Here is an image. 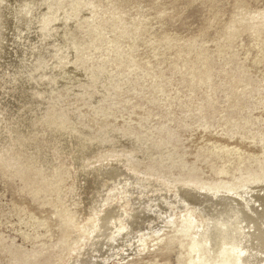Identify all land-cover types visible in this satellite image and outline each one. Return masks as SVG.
I'll return each instance as SVG.
<instances>
[{
	"label": "rangeland",
	"instance_id": "374dc122",
	"mask_svg": "<svg viewBox=\"0 0 264 264\" xmlns=\"http://www.w3.org/2000/svg\"><path fill=\"white\" fill-rule=\"evenodd\" d=\"M87 3L80 0L73 4L74 14L80 20L89 18L90 21L73 31L83 46L78 56L70 43L61 49H51L37 65L39 68H48L57 63L58 70H73L75 81L71 85V82L63 83L61 74L55 77L46 69L39 72L40 84L32 88V97L45 110L56 103L57 108L72 111L77 120L88 125L90 130H104L107 134V129L113 128L114 135L109 134L108 141L92 154L91 161L86 162L91 168L95 164L99 165L100 161L103 163L97 175L101 178V185L96 191V201L91 205L93 219L87 225V238L82 245H78L65 264H96L92 257L81 256L98 229L104 204L120 200L121 204L128 205L135 196L140 195L143 198L136 203L155 211L154 220L159 223L164 217H159L156 211L165 202L167 212L162 221H165V225L158 227L132 253L123 248L115 253L114 258L106 255L105 264H240L238 253L230 249V245L217 250L219 256L213 259L208 250L210 241L206 238L211 223L206 212L195 205L180 208L178 202L174 205L173 201H178L182 188L191 189L195 195L207 199L211 207L217 206L228 212L229 216H234L230 203L221 199L228 195L218 190L215 184L227 182L239 187L236 184L240 183V179L246 180L251 171L258 172L260 167L245 162L241 164L240 170L229 169V165L219 171L225 156L230 154V159H233L235 152L217 153L218 147L226 144L251 155L260 153V142L240 133L229 135L223 129L224 125L206 127L194 123L199 114L186 107L183 109V102L176 99V95L194 93L196 100L204 95L208 90L205 85L188 88L184 82L189 77L188 71L194 69L196 74H202L203 68L198 62L191 67L184 66V62L195 55L206 54L209 56L206 60L212 65L210 72L216 77L233 65L231 59L225 60V54L217 53L227 45L229 47L225 48L236 54L234 63L240 64V68L233 67V70L247 72L256 80L259 79V83L263 79L264 83V58L259 59L256 55L260 49L264 51V0H89ZM82 6L83 12L79 11ZM4 10L3 1L0 0V15H3ZM256 12H261L257 27L248 22L247 17ZM52 15L53 12L47 15L49 23L52 22ZM255 28L261 30L259 37L254 34ZM175 52H183L182 57L176 58ZM71 60H75V64ZM223 62L226 63L222 65ZM149 67V71H153L146 75L145 71ZM100 71L116 74L125 72L128 77L116 83L113 89H106L101 97L99 87L93 88L88 94L89 90L83 86L89 78L88 73ZM215 77L213 80L217 82ZM197 79L199 76L196 77L199 82ZM44 82L46 85L42 84ZM227 86L224 91H216L218 101L224 100ZM154 88L159 90L157 94L153 93ZM194 102L192 109L196 107ZM219 105L226 107L227 104L221 102ZM103 107L108 111H101ZM263 107L264 103L252 109L254 116H262ZM95 109L98 110L95 112ZM263 122L264 119L256 122L254 119L255 126L262 129ZM128 126L129 130L137 131L143 138L158 139L162 135L174 152L187 160V165L171 166L161 172L160 156L147 157L143 152L135 155L136 161L131 167L127 160L134 154L133 148L131 145L127 147L126 140H123L130 135ZM158 126L161 130H157ZM118 128H123V137L117 132ZM169 128L171 130L168 132ZM105 149L113 150L118 157L111 155L110 160L104 157ZM66 158L63 169L68 172L65 188L74 180L76 172L70 159ZM116 159H122L121 163L111 162ZM191 162H195L198 167L196 175L201 182L187 179ZM156 171L161 176L159 180L152 181L159 183L146 181L147 174L154 175ZM22 176L41 182L35 172L27 171ZM177 178L181 181L177 182ZM24 180L16 173V166L0 158V234L7 242L11 241L13 247L29 248L42 240L53 242L59 233L55 207L47 203L44 197L40 199L43 192L40 197L33 194L30 186H25ZM28 213L38 219H30ZM214 215L219 218L216 210ZM39 219L43 224H38ZM228 257L230 261L225 263ZM7 262L3 253H0V264Z\"/></svg>",
	"mask_w": 264,
	"mask_h": 264
},
{
	"label": "bare ground",
	"instance_id": "6f19581e",
	"mask_svg": "<svg viewBox=\"0 0 264 264\" xmlns=\"http://www.w3.org/2000/svg\"><path fill=\"white\" fill-rule=\"evenodd\" d=\"M2 1L5 10L3 15H0V158L3 157L11 165L16 166V173L21 175L22 180L26 179L25 186H30L29 189L33 194L40 197V193H44L40 199L44 197L47 203L55 207L59 233L55 241L42 240L41 243H35L29 248L13 247L11 241L7 242L0 234V253H3L7 259V264H65L75 253L74 250L78 245H82L87 238V225L93 219L91 205L96 201V191L101 185V178L97 175L103 163L100 161L99 165L95 164L91 168V165H87L86 162L91 161L92 154L100 149L102 143L108 141L109 134L114 135L113 128L107 129V134L104 130H90L88 125L77 120L72 111L57 108L56 103L45 110L32 97V88L40 84L39 72L46 69L52 76L57 77L61 74L63 83L71 82V85L72 81H75L74 71L58 70L57 63L48 68H39L37 65L48 51L54 48L61 49L70 43L78 56L83 46L73 31L86 26L90 21L89 18L80 20L78 15L74 14L73 4L80 0ZM81 1L87 3L89 0ZM81 10H84L83 6L80 7L79 11ZM50 12H53L51 23L47 17ZM260 13L249 14L251 16H247L248 22L257 27ZM66 16L69 18L66 19ZM259 32L261 30L257 28L254 33L256 37L260 36ZM225 47L219 49L217 53L225 54V60L231 59L230 62L233 65L228 64L231 67L221 71L216 77L210 72L212 65L206 60L209 58L206 54L195 55L191 60L184 62V66L189 67L198 62L203 68V73L196 74L194 69L190 70L189 77L184 80L186 85L183 81L182 83L185 86L188 85V88L200 87L199 85L202 84L208 90L197 100L194 98L196 97L194 93L176 95V99L183 102V109L186 107L199 114L194 123L206 127L215 124L224 125L223 129L229 135L240 133L242 136L248 135L253 140L256 138L255 140L260 142V153L251 155L226 144L218 147L217 153L235 152L233 159H230V154H228L229 158L225 156L219 171H223L229 165L231 166L229 169L240 170L241 164L245 162L259 166L260 170L249 171V177L246 180L240 179V183L236 184L240 185L239 187L227 182L215 184L218 190L228 195L221 199L230 203L234 216H229L228 212L218 209L216 205L211 207L207 199L195 195L191 189L182 188L180 198L173 203L175 205L178 202L180 208L195 205L206 212L208 220L211 221L206 238L210 241L208 250L213 259L219 256L217 250L224 245H230V249L238 253L237 259L240 264H264V128L256 127L254 123V119L255 122L263 120L264 114L254 116V110H252L264 103V83H262V77L259 83L258 76L256 80L247 72L233 70V67L240 68V64L234 63L236 54ZM183 52H175L174 56L181 58ZM256 55L259 59L264 58V51L260 49ZM71 63L75 64V60H71ZM225 63L223 62L222 65ZM150 68L145 71L146 75L152 73L153 70L150 72ZM54 69L57 70L54 71ZM131 74L129 76H132ZM88 76L83 86L89 90L88 94L93 88L99 87L101 97L106 89H113L116 83L127 78L128 74L125 72L101 73L100 71L88 73ZM197 76H199L197 79L199 82L196 81ZM213 77L217 79V82L213 80ZM91 83L93 85H90ZM42 84L46 85L45 82ZM226 84L228 92H225L224 100L218 101L216 91H224ZM158 92L159 90L154 88L153 93ZM194 101H196V107L192 109ZM221 102L226 103V107L220 106ZM93 106L95 107V104ZM94 107H92L93 110ZM97 110L95 109V112ZM101 111H108V109L103 107ZM127 128L130 135L123 140H126L127 147L131 145L133 148L134 154L127 160L131 167L136 161L135 155L143 152L147 157L160 156L159 164L162 168L159 170L161 172L164 168L171 166L185 167L187 165V160L174 152L173 147L167 144V139L162 135L158 139L143 138L137 131L129 130L130 126ZM158 129L161 130V127L158 126ZM170 130L169 128L168 132ZM117 132L124 136L123 128H118ZM114 149H116L115 146ZM111 155L118 157L111 149L103 151V156L109 160ZM66 157L70 159L76 171L74 180L67 188L65 183L68 172L63 170ZM121 161L122 159L111 160L114 164ZM190 165L187 179L191 182H201L196 175L198 167L195 162H191ZM27 171L38 173L41 182L22 176ZM147 171L153 174L151 170L147 169ZM159 176L161 174L158 171L154 172V175L147 174L146 181L159 183L152 181V179L159 180ZM175 180L181 181L180 178ZM142 198L141 195L135 196L128 205L121 204L120 200L105 203V209L99 216L98 229L91 239L90 246L85 249L81 257H92L96 264H105L106 255L114 258L115 253L123 248L132 253L142 246L145 239L152 236L158 227L164 226L165 221L164 223L162 221L166 218L167 212L165 202L156 211L159 217H164L159 223L154 220L155 211L136 203ZM215 210L219 218L214 215ZM27 217L35 218V221L38 219L30 213ZM39 220H37L38 224H43L42 220ZM25 237H27L26 234ZM12 239L15 241L14 238ZM180 245L183 246L181 243ZM228 260L230 261L229 257L224 262L227 263Z\"/></svg>",
	"mask_w": 264,
	"mask_h": 264
}]
</instances>
